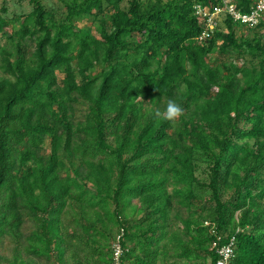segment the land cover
I'll use <instances>...</instances> for the list:
<instances>
[{
	"label": "trees",
	"instance_id": "1",
	"mask_svg": "<svg viewBox=\"0 0 264 264\" xmlns=\"http://www.w3.org/2000/svg\"><path fill=\"white\" fill-rule=\"evenodd\" d=\"M220 2L2 0L0 242L27 216L26 253L53 258L69 214L106 264L113 240L123 264H217L218 236L264 264V13L201 39L195 4ZM170 99L175 122L154 115Z\"/></svg>",
	"mask_w": 264,
	"mask_h": 264
},
{
	"label": "rangeland",
	"instance_id": "2",
	"mask_svg": "<svg viewBox=\"0 0 264 264\" xmlns=\"http://www.w3.org/2000/svg\"><path fill=\"white\" fill-rule=\"evenodd\" d=\"M8 2H12L11 8L25 9L29 10L30 5L28 4V0H8ZM2 5V0H0V6ZM85 24H90L89 22H77L78 26H83ZM236 31L238 35L247 34L251 32L248 30L246 26L236 27ZM1 42H4V39H1ZM63 75L59 74L61 78ZM85 107L83 105H78V114L77 117H82L84 113ZM61 223L58 226L57 222L54 220L53 223V231L52 234L57 237L60 236L64 241L60 243L59 247H53L54 256L53 258H49L46 254H37L31 252L29 254L26 253L25 246H27V236L31 235L34 230L37 229V224L35 221L31 220L29 217L25 216L24 222L21 224L18 232L21 233L20 242L14 240V237L11 233H7L4 237H2L0 242V254L2 257H12L15 251L21 252L26 259H28L32 264H55L59 260V256L62 254V259L65 260L64 264H106L104 262H100L99 254L95 253L93 247L91 245V241L86 238L83 240L84 231L79 224L72 220V217L68 215H63ZM181 223V222H179ZM116 240L112 241V245ZM90 242V243H89ZM171 251V250H170ZM173 259H169L172 261ZM157 264H163V260L160 259L157 261Z\"/></svg>",
	"mask_w": 264,
	"mask_h": 264
},
{
	"label": "built area",
	"instance_id": "3",
	"mask_svg": "<svg viewBox=\"0 0 264 264\" xmlns=\"http://www.w3.org/2000/svg\"><path fill=\"white\" fill-rule=\"evenodd\" d=\"M195 14L202 18L204 30L200 38L204 39L211 34L222 21L224 16H230L234 21L241 22L247 26H255L259 23L262 14L264 13V0H255L250 11L239 10L233 0H221L213 8L201 4H195ZM208 223V222H206ZM221 237L213 240L211 248L218 254L217 264H230L232 257L235 255L234 237L226 243L220 242ZM123 247L119 240L113 244L112 264H123L122 261ZM0 264H8L2 262ZM60 264V263H56Z\"/></svg>",
	"mask_w": 264,
	"mask_h": 264
},
{
	"label": "clouds",
	"instance_id": "4",
	"mask_svg": "<svg viewBox=\"0 0 264 264\" xmlns=\"http://www.w3.org/2000/svg\"><path fill=\"white\" fill-rule=\"evenodd\" d=\"M184 113V109L175 100H168L163 111L156 109L154 115L171 122L177 121Z\"/></svg>",
	"mask_w": 264,
	"mask_h": 264
}]
</instances>
